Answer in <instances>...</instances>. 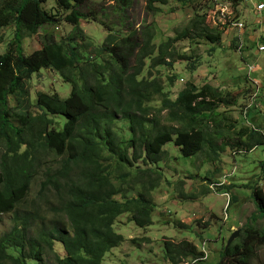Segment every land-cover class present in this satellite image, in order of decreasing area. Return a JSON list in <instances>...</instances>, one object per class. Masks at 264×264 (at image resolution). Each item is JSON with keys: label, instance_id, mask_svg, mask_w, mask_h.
Returning <instances> with one entry per match:
<instances>
[{"label": "trees", "instance_id": "obj_1", "mask_svg": "<svg viewBox=\"0 0 264 264\" xmlns=\"http://www.w3.org/2000/svg\"><path fill=\"white\" fill-rule=\"evenodd\" d=\"M45 1L0 0V29L14 26L6 51L0 52V214L14 213L12 228L0 236V264H47L46 255L53 264H105V256L125 241L115 230L117 218L130 214L140 228L153 224L152 192L163 180L160 163L168 159L166 144L172 142L184 158L202 154L216 161L226 148L240 153L241 148L264 145V128H241L231 139L217 111L230 99L218 88L188 82L171 99L151 72L141 76L147 59L154 68L173 67L177 58H186L173 44L182 39L204 40L214 50L225 25L212 28L204 14H195L175 38L159 44L153 31L143 27L125 35L109 32L93 46L78 25L87 15L73 6L83 0H53L51 11L42 7ZM114 1L125 8L132 0ZM165 1L148 0L147 9ZM61 21L71 25L65 35L54 39L44 34L40 48L23 52L22 36ZM196 60L191 71L198 67ZM43 68L70 84L66 97L41 90L31 101L27 82ZM175 78H169L170 84ZM158 96L161 106L150 105ZM120 120L126 122L128 137L117 129ZM260 168L264 171V160ZM39 177V195L30 199ZM50 192L56 196L53 204ZM253 195L258 215L264 216L263 191L256 188ZM42 200L51 204L50 217L42 210ZM263 246L264 228L247 226L237 242L224 248L218 264H254L257 248ZM164 251L170 264L204 255L186 239H166Z\"/></svg>", "mask_w": 264, "mask_h": 264}, {"label": "rangeland", "instance_id": "obj_2", "mask_svg": "<svg viewBox=\"0 0 264 264\" xmlns=\"http://www.w3.org/2000/svg\"><path fill=\"white\" fill-rule=\"evenodd\" d=\"M147 1L132 0L129 7L125 8L114 0H83L73 6L87 15L86 19H78V25L93 46L102 43L109 32L125 35L135 28L143 27L153 31V41L159 44L175 38L195 14H204L206 24L216 29L224 26L223 14L242 21L245 25L243 30L225 24L221 42L214 50L213 44L204 40L193 43L185 38L174 42L176 51L186 58H177L173 67L162 65L154 68H150V60L147 59L141 76L147 77L148 72H151L152 77L160 80L171 99H175L188 82H193L199 88L206 84L218 88L224 97L230 99L228 104L219 105L217 111L226 129L225 136L231 139L236 137L234 134L241 128L257 126L263 129L264 51H259L257 46L264 45V9L259 12L255 5L264 3V0H219L217 3L215 0H166L163 3L155 2L156 8L152 11L147 9ZM54 6L53 0L42 3V7L48 11ZM59 13L64 15L66 12ZM70 29L71 25L65 21L45 23L38 28L37 33L21 37L23 52L28 54L40 48L44 34L59 39ZM0 30L3 35L0 40L2 53L13 37L11 32L14 26L6 25ZM195 58L198 67L191 71L189 66ZM249 67L255 72H250ZM175 76L174 82L170 84L169 78ZM27 86L32 102L41 90L56 92L61 97H66L70 90V84L48 68L34 73ZM13 98L10 97L11 104L15 103ZM160 101L158 96L150 105L160 107ZM162 116L166 123L167 111H163ZM116 126L126 137L129 136L126 122L120 120ZM164 149L169 155L166 161L160 163L163 180L152 192L155 206L153 224L140 228L130 221V214L117 218L115 230L125 237V241L105 256V264H170L164 256L166 239L176 242L186 239L205 252L206 259L196 264H218L234 232L238 231L239 236L232 243L241 238L247 226L264 228V216L258 215L253 195L256 188L264 194V171L260 168V162L264 160V145L249 151L241 148L240 153L235 152L236 148H226L216 161L207 160L202 154L184 158L172 142L166 144ZM227 174L230 177L224 179ZM40 181L41 177L33 183L30 199H36L39 195ZM221 182L210 188L211 184ZM181 191L189 197H183ZM224 191L230 194V200ZM48 197L50 203L56 201L52 192L48 193ZM50 203L41 201L42 210L48 217L52 213ZM253 215L256 216L255 220ZM13 224V212L0 214V236L10 230ZM143 237L150 241L134 243L131 240ZM56 251L64 255L58 244ZM45 262L53 264L50 255H46ZM29 263L34 264V261ZM180 264H191V260ZM254 264H264V246L257 248Z\"/></svg>", "mask_w": 264, "mask_h": 264}, {"label": "clouds", "instance_id": "obj_3", "mask_svg": "<svg viewBox=\"0 0 264 264\" xmlns=\"http://www.w3.org/2000/svg\"><path fill=\"white\" fill-rule=\"evenodd\" d=\"M215 1H219V0H215ZM260 3H262V2H260ZM260 3H258V4H260ZM258 4H256L255 5V9H256V6L258 5ZM264 4V3H263ZM257 10V9H256ZM258 11V10H257ZM261 11H263V10H261ZM261 11H259V12H261ZM223 16V18L225 19V23H224V25L225 24H229L230 26H233V27H235V28H237L238 30H243V28H244V23L242 22V21H237V22H234L233 21V18L232 17H230V16H225L224 14L222 15ZM229 17V18H228ZM234 23H241L242 24V27H237V26H234ZM242 47V45H240V48ZM258 47V50L259 51H264V49L263 50H260V48L261 47H263L264 48V45L263 46H257ZM260 47V48H259ZM249 70H250V72H255V70L254 69H252L251 67H249ZM256 95V94H255ZM254 95V96H255ZM222 183V182H221ZM213 185V184H212ZM210 188H211V185H210ZM225 194V193H224ZM229 195V197H228V200H230V194H228ZM204 253V255H203V257L206 255V253L205 252H203ZM207 256V255H206ZM203 257H201L200 259H202ZM195 260H199V259H195ZM200 261H202V260H200ZM192 262V261H191ZM199 262V261H198Z\"/></svg>", "mask_w": 264, "mask_h": 264}, {"label": "built area", "instance_id": "obj_4", "mask_svg": "<svg viewBox=\"0 0 264 264\" xmlns=\"http://www.w3.org/2000/svg\"><path fill=\"white\" fill-rule=\"evenodd\" d=\"M256 9H257L258 11L263 10V9H264V4H263V3L258 4V5L256 6ZM234 26L242 27V24H241V23H234ZM263 49H264L263 47L260 48V50H263ZM213 186H214V185H211V188H213ZM225 196L229 197V195H228L227 193H225ZM204 259H206V255H205L202 259H199V260H193V261L191 262V264H196L198 261H200V260H204Z\"/></svg>", "mask_w": 264, "mask_h": 264}, {"label": "water", "instance_id": "obj_5", "mask_svg": "<svg viewBox=\"0 0 264 264\" xmlns=\"http://www.w3.org/2000/svg\"><path fill=\"white\" fill-rule=\"evenodd\" d=\"M238 236H239V232H238V231L234 232V233L230 236L229 240L227 241V244H226L225 249H227V248L232 244V241H233L235 238H237Z\"/></svg>", "mask_w": 264, "mask_h": 264}]
</instances>
